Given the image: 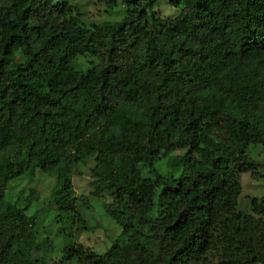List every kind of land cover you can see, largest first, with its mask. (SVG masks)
<instances>
[{
  "label": "trees",
  "instance_id": "16d2710c",
  "mask_svg": "<svg viewBox=\"0 0 264 264\" xmlns=\"http://www.w3.org/2000/svg\"><path fill=\"white\" fill-rule=\"evenodd\" d=\"M96 2L123 12L86 24L72 0H0V264H48L54 250L31 197L9 204L7 185L52 178L47 202L79 226L88 202L71 177L88 162L120 235L101 255L62 245V261L264 264V197L237 208L239 176L264 180L246 154L264 151V0H167L169 17L159 0ZM160 157L178 179L159 175Z\"/></svg>",
  "mask_w": 264,
  "mask_h": 264
},
{
  "label": "rangeland",
  "instance_id": "374dc122",
  "mask_svg": "<svg viewBox=\"0 0 264 264\" xmlns=\"http://www.w3.org/2000/svg\"><path fill=\"white\" fill-rule=\"evenodd\" d=\"M72 2L79 7L82 21L86 24H91L100 19H115L123 12L121 5L105 7L98 4L96 0H72ZM153 11L158 17L174 16L176 13L175 10L167 6V0H159ZM14 58L18 64L23 61L18 51L14 53ZM181 153L180 150L176 149L173 154L181 155ZM246 154L254 161L264 162V151L261 148L249 147ZM92 165V162L80 165L71 177L72 197L78 199L77 201L81 199L80 201L85 200V202H88L80 208L81 210L85 209L83 216L85 224L79 226L76 216H69L68 218L59 216L60 218H57L56 213L52 210L54 206L47 202L53 186L52 178L37 173L31 175L28 171H25L18 180L10 182L5 189L4 201L9 204L23 206L25 198L31 197L26 215L32 217V222H34L36 230L41 235L40 239L47 238L46 240L54 245L53 259L46 260L48 264H77L72 260L64 259L62 261V245H72L75 250L80 246L101 255L113 242L117 241L120 235V229L103 213L101 205L106 200L103 197L90 196L88 184L90 181L89 171ZM154 168L162 177L179 178L180 172L170 171L166 167L164 157H160L154 163ZM138 170L142 178L150 181L157 195L160 187L154 185L153 177L140 165ZM257 175L251 176L249 173H244L239 176L241 193L237 200L238 210L248 212L251 198L264 197V180L255 178ZM260 175H264V173L260 172ZM260 219L264 220V217H260ZM193 264H210V262Z\"/></svg>",
  "mask_w": 264,
  "mask_h": 264
}]
</instances>
